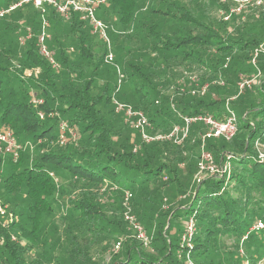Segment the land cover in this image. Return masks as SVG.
Returning <instances> with one entry per match:
<instances>
[{
  "label": "trees",
  "instance_id": "1",
  "mask_svg": "<svg viewBox=\"0 0 264 264\" xmlns=\"http://www.w3.org/2000/svg\"><path fill=\"white\" fill-rule=\"evenodd\" d=\"M108 2L98 14L121 68L109 65L112 78L104 67L105 44L95 47L76 13L62 18L52 9L48 16L46 45L56 66L39 52V9L25 3L0 16V130L36 148L35 154L19 150L16 160L7 155L10 168L0 175V198L13 214L0 216L7 219L0 224V264H102L98 257L129 233L125 191L133 193L136 221L153 231L152 249L127 237L109 250L105 264H187L185 254L197 257L195 264H239L240 240L255 264L264 256V230H250L264 221V158L254 146L264 143V51L254 57L264 49V7L236 13L233 0ZM26 25L30 36L15 45ZM251 77L239 92V82ZM113 94L146 114L150 134L168 132L186 115L222 119L228 102L236 133L230 140L208 138L205 148L219 165L228 163L229 172L196 181L191 140L205 126L192 124L182 144L145 142L115 112ZM60 120L77 128L75 141L60 140ZM190 217L192 248L180 242ZM12 233L26 244L13 241Z\"/></svg>",
  "mask_w": 264,
  "mask_h": 264
},
{
  "label": "built area",
  "instance_id": "2",
  "mask_svg": "<svg viewBox=\"0 0 264 264\" xmlns=\"http://www.w3.org/2000/svg\"><path fill=\"white\" fill-rule=\"evenodd\" d=\"M224 1V0H221ZM235 5L231 8V11L238 13L241 9L245 8L248 5H257L264 7V0H233ZM25 3H31L36 8L40 9L41 12H44V6L50 5L52 6L58 13L65 17H69L71 13H76L79 16L80 20L85 21L89 26L90 30L98 35L102 42L106 46V53L104 55V60L106 62H113L114 54L111 51V40L109 38L107 32V25L101 21L96 15L97 9L106 3V0H16L14 3L9 5L6 9L0 10V16L4 13H7L18 6H21ZM228 16H225L224 19H227ZM47 22L43 20V25L40 34L38 35L37 45L39 48V52L46 58L49 59L52 66H56L57 63L53 57V52L50 51L46 46V40L48 38V34L45 30V26ZM258 51H264L263 48H258L254 52V57L256 56ZM254 62V58L252 59ZM117 72H119V67L115 65ZM253 80H243L239 82V92L243 89L245 85H248ZM120 87V82L116 87V91H118ZM206 86L201 88V92H204ZM233 98V97H232ZM36 100V101H34ZM33 102L35 104H39L41 99L35 98ZM112 104L114 106V110L117 113L122 114L123 121L130 128L135 129L139 132L140 137L145 142H150L154 140H170L175 144H182L184 140L188 137L191 125L194 123H202L205 126V130L202 134H200V140L202 141V152H201V160L198 162V169L195 175L196 181H199L201 177L206 174H227L230 170L229 164L219 165L215 163L214 157L210 151L205 148V141L208 138H224L228 139L231 137L236 129H237V119L236 115L232 109L229 108L228 102H226V110L227 114L222 119H217L214 116L208 113H199L182 116V122L179 124H174L172 128L168 132H157L155 134H150L147 130L151 127V123L149 122L146 114L140 110L134 108L131 104L125 103L117 99L115 94L111 97ZM41 116V114H40ZM66 131H69V125L67 121L61 120L59 123V137L60 140L64 139V134ZM255 148L258 151V157L260 159L264 158V155L260 149L258 140L255 141ZM23 149V146L20 142H17L14 135L10 130H0V155L2 156H12L17 159L19 150ZM14 159V160H15ZM216 172V173H215ZM131 194L128 191L124 192L123 206H127L128 200ZM129 206L125 207L124 211V219L131 224L132 228L136 231L137 237L143 242V244L147 247H150V241L147 239L142 225L136 221L133 214L129 213ZM6 214V209L0 203V216ZM9 215V214H8ZM11 218V215H9ZM7 219L1 222L2 226H5ZM196 226L195 220L190 217L186 221L185 230L181 235V245L186 247L190 246L192 242V237L195 233ZM250 230H264V221L257 220L252 226ZM246 235L243 236L244 239ZM2 243V239L0 236V245ZM114 248L118 250L120 248V242H116ZM240 264H249L248 261H243ZM257 264H263L261 260H258Z\"/></svg>",
  "mask_w": 264,
  "mask_h": 264
},
{
  "label": "rangeland",
  "instance_id": "3",
  "mask_svg": "<svg viewBox=\"0 0 264 264\" xmlns=\"http://www.w3.org/2000/svg\"><path fill=\"white\" fill-rule=\"evenodd\" d=\"M138 1V0H137ZM108 0H106V3L105 4H102L101 6H103V5H108ZM3 7H5L3 4L2 5H0V10H2V8ZM138 7H143V6H140V5H138ZM38 9V8H37ZM52 9H54L52 6H50V5H45L44 6V12H41V10L39 9V12H40V18H41V25H40V29L42 28V25H43V20H45L46 22H47V24H48V27L46 28V32H47V34H48V38L47 39H49V37H50V35L52 34L51 32H50V30H49V28H50V24H51V21L49 20V18H48V16L50 15V13H51V11H52ZM98 12H99V9H97V11H96V15L98 16V18L99 19H101L100 17H99V14H98ZM15 14H16V12H15ZM53 14H56L57 15V17H62V18H64L65 16H63V15H61L60 13H58L55 9L53 10ZM66 19H68V18H66ZM2 20V19H1ZM0 20V26L3 24V21H1ZM101 21H103L102 19H101ZM103 23H105L104 21H103ZM90 27V26H89ZM30 30L31 29H29V26L28 25H26V28H25V30H24V32L22 33L23 35H20L19 37H18V40H17V38H15V45H17L18 44V42L21 44V43H23V37L22 36H24V35H26V36H30ZM88 31H90V33L91 34H89L90 35V37L92 36V43H94L95 44V47H97V48H100L101 47V42H102V40L100 39V37L98 36V35H96V34H94L91 30H88ZM29 32V33H28ZM10 34L11 35H15L12 31L10 32ZM94 34V35H93ZM0 41H2V37L0 38ZM101 41V42H100ZM48 45V44H47ZM1 47V46H0ZM48 48L53 52V57H54V59H55V61L57 62V64H58V61L56 60V58H55V54H54V49L53 48H50L49 46H48ZM69 50H71V48H69ZM13 58V57H12ZM14 59V58H13ZM48 61H50L49 59H47ZM16 62V61H15ZM106 62V61H105ZM104 67L108 70V72H109V77L110 78H112V69L114 68V72H116V68H115V65L116 66H118L119 67V70H121V68H120V66H119V64L117 63V62H115V61H113V62H106V63H104ZM112 66L113 68H111L110 66ZM27 73H30V71H27ZM117 77V76H116ZM258 77V76H257ZM252 78V79H251ZM250 78V80H255L256 78L254 77H251ZM118 79V78H117ZM246 78H244L243 80H245ZM246 80H248V79H246ZM34 101H36V100H34ZM41 102H42V99H41ZM41 102H39V103H41ZM53 112H55V111H53ZM53 112H51V114L53 113ZM61 121V120H60ZM60 123V122H59ZM237 130V129H236ZM204 132V130L201 132V133H199V134H197L196 136H195V138H193L191 141L193 142V143H195V145H196V171H195V173L193 174V178L195 177V174L197 173V169H198V162H200V160H201V157H200V155H201V152H202V141L199 139L201 136H200V134H202ZM235 133H236V131H235ZM235 133L231 136V137H229L228 139H225V140H230L234 135H235ZM77 135H78V133H77V128L76 127H70L69 126V131H66L65 132V134H64V139H62V142L63 143H66L67 141H69V142H73V141H75L76 139H77ZM261 139H259L258 140V143H259V146H260V149H261V151H262V153H263V155H264V143H263V141H260ZM22 144V143H21ZM254 144H255V141H254ZM22 146H23V149H25L26 147L33 153V154H35V150H36V148L35 147H28L29 145L28 144H22ZM0 160H1V165H0V175L4 178V172H6V171H8L9 170V168H10V165H9V160H8V156H2V155H0ZM11 158H13L12 156H10ZM6 158V159H5ZM3 159V160H2ZM13 159H15V158H13ZM16 160V159H15ZM215 163L217 164V162L215 161ZM216 173V172H215ZM220 175V174H219ZM53 177H55L54 175H53ZM113 189H115L114 187H113ZM130 194H131V196L129 197V200H128V204H127V206H129V213L130 214H133V211H132V200H131V198H132V192L130 191L129 192ZM4 194V184H3V182H0V197H2V195ZM109 199H111L110 197H109ZM123 199H124V195H123V197H122V204H123ZM167 202V200H166V198L164 199V202ZM0 203H1V205L6 209V212L9 214V215H13L11 212H10V210L8 209L7 210V203L6 202H4L1 198H0ZM124 205V204H123ZM127 206H125L126 208H127ZM124 207V206H123ZM125 207H124V210L122 209V213H123V215H124V211H125ZM163 207H164V209H167V207H168V205L165 203V204H163ZM9 215H7L6 216V218L7 217H9ZM134 215V214H133ZM135 217V216H134ZM137 217V216H136ZM5 218V219H6ZM186 222V221H185ZM142 224V223H141ZM127 225V229L129 230V233L128 234H125V235H123V236H121V237H119L116 241H121V242H123L127 237H132V238H135V239H137V241H140L141 242V244H142V246L143 247H145L146 249H148V250H151L152 248H150V247H147V246H145L144 244H143V242L137 237V233H136V231L132 228V226H131V224L129 225L128 223L126 224ZM186 225V223H184V226ZM142 228H143V231H144V233H145V235H146V237H147V239L149 240V241H151L152 239H151V235H152V233H153V231H152V229H148V227H146L144 224H142ZM17 234H14V233H12L11 234V239L13 240V241H17V242H19L21 245H25L26 244V240L24 239V240H20L17 236H16ZM116 241H114L113 243H112V245H111V249H108L107 250V252H106V254L105 255H103L102 256V254L98 257V259H100V261H101V263L102 264H105V263H107L108 261H109V257H110V253H113V252H111V251H109V250H114V251H117L115 248H114V245H115V242ZM180 242H182L181 241V239H180ZM227 244H230V242L228 241V243ZM192 246V242H191V244H190V246H188V248L189 247H191ZM238 246H239V249H237L236 251H237V253H238V255H240V256H242V258L240 259V263H242L243 261H248L249 262V264H251V262H250V260L249 259H247L246 257H245V246H244V242L242 241V240H240L239 241V243H238ZM192 248V247H191ZM100 248H99V245L98 244H96V247L94 248V250H93V252H94V254L99 250ZM261 256V255H260ZM197 259V257H195L194 255H191V254H185V260H186V262H187V264H195L196 262H195V260ZM244 259V260H243ZM261 261H262V263L264 264V256L263 257H261V259H260ZM257 262H258V260L255 262V264H257ZM239 263V264H240Z\"/></svg>",
  "mask_w": 264,
  "mask_h": 264
},
{
  "label": "bare ground",
  "instance_id": "4",
  "mask_svg": "<svg viewBox=\"0 0 264 264\" xmlns=\"http://www.w3.org/2000/svg\"><path fill=\"white\" fill-rule=\"evenodd\" d=\"M47 25H48V24H47ZM47 25H46V26H47ZM46 26H45V27H46ZM23 41H24V39H23ZM46 46H47V45H46Z\"/></svg>",
  "mask_w": 264,
  "mask_h": 264
}]
</instances>
